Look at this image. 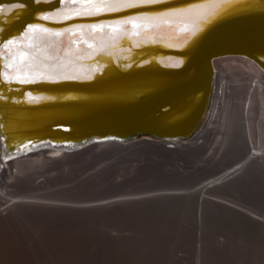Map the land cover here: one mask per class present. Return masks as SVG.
Listing matches in <instances>:
<instances>
[{
  "label": "bare ground",
  "instance_id": "bare-ground-1",
  "mask_svg": "<svg viewBox=\"0 0 264 264\" xmlns=\"http://www.w3.org/2000/svg\"><path fill=\"white\" fill-rule=\"evenodd\" d=\"M12 1L22 4L0 6L4 10L0 13V97H3L0 98V128L6 133H17L26 130L32 121H36L32 126L43 121L47 122V130L35 140L24 137L12 141L0 133V264H68L65 255L54 252V242L60 237L56 228H49L54 223L50 226L48 223L38 224L36 217H31L35 212L42 214V208L50 209L44 208L47 206L45 203H52L36 201L33 194L27 193L37 187L29 180L30 173L40 168L44 158L50 159L62 152L107 144L116 145L122 151L132 147V150L152 148L165 150L173 158L179 154L183 158L196 159L204 169L223 170L219 184H244L254 180L264 183L263 56H222L229 60L232 58L234 62L238 60L239 63L235 64H241L246 68L245 72L250 73L249 77L255 80L250 83L248 78L249 83L245 85L243 80L241 84L215 74V95L207 122L198 134L196 132L183 141L174 138L141 139L125 144L111 138L94 137L82 143H70L73 141L63 132L68 128L48 126L50 119L57 114L29 111L33 103L76 96L56 92L47 94L53 86L76 85V80H86L64 77L92 75L95 78L117 67L127 68L150 61L166 67L179 65L183 58L178 50L187 48L201 32L199 25L217 9V4L204 3V0H161L155 5L136 4L127 8L123 2L115 0H0V3ZM257 1L246 0L227 12ZM195 3H204V6L186 13L173 11ZM163 12L171 14L160 15ZM92 24L97 27L78 26ZM32 25H43L53 30L67 28L69 31L57 37L55 31L46 32L42 27H30ZM118 27L127 28L128 32L119 40H113L110 37ZM21 53L25 55L21 56ZM35 97L42 99L36 101ZM60 125L64 127V124ZM23 132L20 136L28 131ZM120 151L118 153H122ZM20 186L27 191L24 196L17 195ZM33 206L37 210L41 206V211L33 210ZM24 242L30 243L27 244L34 256L31 261L20 255L19 245ZM45 245L49 247V254L43 252Z\"/></svg>",
  "mask_w": 264,
  "mask_h": 264
},
{
  "label": "rangeland",
  "instance_id": "rangeland-1",
  "mask_svg": "<svg viewBox=\"0 0 264 264\" xmlns=\"http://www.w3.org/2000/svg\"><path fill=\"white\" fill-rule=\"evenodd\" d=\"M235 63L214 59V75L253 83ZM214 95L211 87L197 134ZM140 148L123 152L107 144L62 152L30 173L37 187L18 188V196L27 192L52 203L53 209L46 203L50 209H43V203L44 212L31 217L38 224L54 223L49 228L60 235L56 254L65 255L68 264H264V183L219 184L221 169H204L196 159L173 158L164 149ZM27 243L19 251L31 261Z\"/></svg>",
  "mask_w": 264,
  "mask_h": 264
},
{
  "label": "water",
  "instance_id": "water-1",
  "mask_svg": "<svg viewBox=\"0 0 264 264\" xmlns=\"http://www.w3.org/2000/svg\"><path fill=\"white\" fill-rule=\"evenodd\" d=\"M14 3L22 4L12 1L1 2L0 6ZM245 5L221 15L187 48L178 50L183 60L177 66H160L150 61L117 67L91 80H76V85L53 86L47 94L76 96L33 103L29 111L57 114L48 126L68 128L63 132L73 141L70 143L94 137L120 142L187 140L199 130L209 103L213 60L225 55L264 57V0ZM33 123L23 130L28 131L24 136H20L23 131L6 133L2 128L0 133L12 141L24 137L35 140L47 130V122L36 126Z\"/></svg>",
  "mask_w": 264,
  "mask_h": 264
},
{
  "label": "snow or ice",
  "instance_id": "snow-or-ice-1",
  "mask_svg": "<svg viewBox=\"0 0 264 264\" xmlns=\"http://www.w3.org/2000/svg\"><path fill=\"white\" fill-rule=\"evenodd\" d=\"M115 2H123L124 6L127 8L133 7L136 4H144V5H155L161 3V0H115ZM246 0H204V3H215L218 5L217 9L214 10L213 12L209 13L205 18L203 23L199 25V31H203L204 28L208 25L211 24L214 20L219 18L222 14L230 10L232 7L239 5L241 3H245ZM204 3H195L192 4L188 7H181L178 9H174L173 11L176 13H186L190 12L194 8H202L204 6ZM23 5H17V7H22ZM4 10L0 9V13H2ZM171 13L169 12H163L160 15L162 16H167ZM136 17H130V19H135ZM150 18H155V17H150ZM117 24L122 23V22H116ZM79 27H97V25L92 24V25H78ZM32 28L36 27H42L44 28V31L46 32H53L55 31V35L57 37H60L63 35L64 32L69 31V29L65 28L63 30H53L50 28H46L43 25H32L30 26ZM128 29L123 28V27H118L116 28L115 32L111 35V39L113 40H119L122 35L127 34ZM24 53H21V56H24ZM65 79H86V80H91L93 79L92 75L84 76V77H77V76H71V77H64ZM10 79H11V74H10ZM27 83L28 81H24ZM3 98V97H0ZM36 101L42 99L41 97H35L34 98Z\"/></svg>",
  "mask_w": 264,
  "mask_h": 264
},
{
  "label": "built area",
  "instance_id": "built-area-1",
  "mask_svg": "<svg viewBox=\"0 0 264 264\" xmlns=\"http://www.w3.org/2000/svg\"><path fill=\"white\" fill-rule=\"evenodd\" d=\"M214 79V78H213ZM214 89H215V79H214V81H213V83H212V96H213V94H214ZM212 98V97H211ZM211 101H212V99H211Z\"/></svg>",
  "mask_w": 264,
  "mask_h": 264
}]
</instances>
